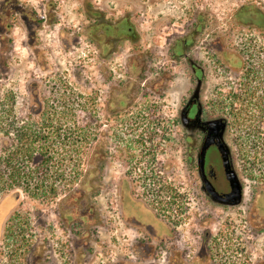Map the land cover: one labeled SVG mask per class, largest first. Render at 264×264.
I'll use <instances>...</instances> for the list:
<instances>
[{
	"label": "flooded vegetation",
	"instance_id": "obj_1",
	"mask_svg": "<svg viewBox=\"0 0 264 264\" xmlns=\"http://www.w3.org/2000/svg\"><path fill=\"white\" fill-rule=\"evenodd\" d=\"M129 3L0 0V264H264V7Z\"/></svg>",
	"mask_w": 264,
	"mask_h": 264
},
{
	"label": "rangeland",
	"instance_id": "obj_2",
	"mask_svg": "<svg viewBox=\"0 0 264 264\" xmlns=\"http://www.w3.org/2000/svg\"><path fill=\"white\" fill-rule=\"evenodd\" d=\"M35 0H33L34 2ZM108 1V0H107ZM197 1L199 8L207 9L212 13L215 20L219 21L221 27H225L223 24L229 20V16L235 13L237 8L244 1L249 0H193ZM260 2L264 7V0H253ZM58 3L62 8L70 10L67 13V19L70 21L77 20V9L84 0H53ZM99 0H96L98 3ZM112 2V1H111ZM110 2V3H111ZM191 4V0H132L129 3L130 9L134 10V22L138 34L141 36L142 42L149 43L159 41L162 43L164 37L171 31L178 27L179 22L185 19L188 15V6ZM242 19V15L240 16ZM175 22L171 24L172 27H166L165 23ZM239 30V28H238ZM236 35L237 33H231ZM73 57V56H72ZM246 143L247 155L250 159L255 161L259 167L264 166L262 162V153L256 154V146L253 145L254 140L247 139L241 140ZM238 141L239 143L241 142ZM260 151V149H259Z\"/></svg>",
	"mask_w": 264,
	"mask_h": 264
}]
</instances>
